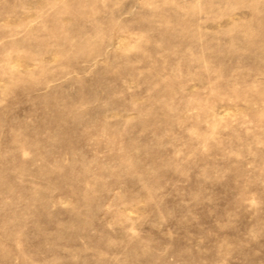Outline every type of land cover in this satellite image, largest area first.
<instances>
[{
  "label": "rangeland",
  "instance_id": "1",
  "mask_svg": "<svg viewBox=\"0 0 264 264\" xmlns=\"http://www.w3.org/2000/svg\"><path fill=\"white\" fill-rule=\"evenodd\" d=\"M0 264H264V0H0Z\"/></svg>",
  "mask_w": 264,
  "mask_h": 264
}]
</instances>
